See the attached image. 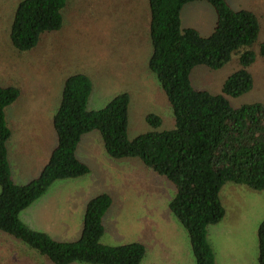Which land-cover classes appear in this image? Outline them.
I'll use <instances>...</instances> for the list:
<instances>
[{"label": "trees", "instance_id": "trees-1", "mask_svg": "<svg viewBox=\"0 0 264 264\" xmlns=\"http://www.w3.org/2000/svg\"><path fill=\"white\" fill-rule=\"evenodd\" d=\"M153 46L148 68L155 74L173 110L175 128L151 131L128 138L131 97L122 93L104 108H88L93 91L85 74L69 76L63 85L60 106L53 118L57 145L41 174L26 185L12 177L8 142L12 130L7 108L21 97L14 86H0V231L22 241L53 264H141L147 249L140 242L103 244L104 218L113 205L103 193L86 206L80 238L74 242L54 240L49 234L24 224L21 213L43 197L57 181L78 179L90 173L77 150L83 137L99 133L109 157L138 159L176 188L169 209L186 229L196 264H216L208 229L226 216L220 193L227 184L264 191V103L231 106L228 97L253 89L249 69L264 58V43L256 52L261 32L257 13L233 10L227 0H148ZM68 0H24L16 10L11 42L19 52L35 49L43 35L59 32L65 22ZM211 5L217 22L209 37L193 28L183 29L181 13L186 5ZM236 57L239 69L229 76L223 93L197 90L191 82L196 67L220 70ZM154 129L161 117L149 114ZM259 264H264V221L258 228Z\"/></svg>", "mask_w": 264, "mask_h": 264}, {"label": "rangeland", "instance_id": "rangeland-1", "mask_svg": "<svg viewBox=\"0 0 264 264\" xmlns=\"http://www.w3.org/2000/svg\"><path fill=\"white\" fill-rule=\"evenodd\" d=\"M22 1L0 0V86L21 90V99L15 105L19 116L13 124L12 151L17 149L19 142L20 147L27 149L32 140L33 149L46 153L53 147V136L56 145L53 118L61 103L63 85L69 76L78 73L87 75L92 81L88 104L91 111L104 108L119 94L130 95L129 139L175 128L172 107L157 77L148 68L153 52L148 0H68L63 29L43 35L35 49L21 53L14 48L10 34ZM227 2L235 11L245 9L258 14L261 32L254 48L258 52L264 43V0ZM202 4L208 8L203 10V15L196 9L199 4L186 7L184 25L192 19L200 34L209 37L217 14L211 5ZM238 69L236 57L217 71L199 66L193 70L191 82L197 90L220 95L226 79ZM249 71L254 80L253 89L239 97H228L234 108L264 103V58L258 57ZM149 114L161 117V127L154 130L147 123ZM48 136L49 140H44ZM105 154L101 146L87 144L81 159L89 163L90 173L78 179L55 182L29 207L22 221L29 227L43 229L56 241L74 242L81 236L87 204L107 193L113 205L104 218L103 244L146 242L149 256L146 253L141 264H168L167 257H173L175 264H196L188 233L169 209L176 195L175 186L138 159L114 160ZM11 164L14 181L24 185L32 179L29 174L42 165V160H18L17 164L26 166L29 174L16 168L14 159ZM220 197L227 216L218 227L223 231L222 236L213 238V227L210 228L214 253L220 256L228 249L250 254L251 249L255 250L254 244H258V228L264 221V191H252L230 183L223 187ZM231 238L239 242L234 247L229 243ZM247 245L250 250L245 249ZM153 250L155 254L150 255ZM0 264L53 263L22 241L0 231Z\"/></svg>", "mask_w": 264, "mask_h": 264}, {"label": "crops", "instance_id": "crops-1", "mask_svg": "<svg viewBox=\"0 0 264 264\" xmlns=\"http://www.w3.org/2000/svg\"><path fill=\"white\" fill-rule=\"evenodd\" d=\"M203 2H195V3H192L193 5L195 4H199L200 6L197 7V6H193L191 4L190 7H197L196 9H198L200 11L199 14H202L203 15V10L206 11L208 10V8H206L205 4H202ZM188 5H186L184 7V9L182 10V13H181V22H182V28L183 29H188V28H193V29H196L197 31H199L198 29V25H195L194 21L192 19L188 20L186 22V25H184V13L186 11V7ZM193 9V8H192ZM214 9V8H213ZM215 11V10H214ZM195 12V11H193ZM216 13V12H215ZM197 14V16L199 15ZM196 21H198V17L196 18ZM215 28V27H214ZM210 31V28L208 29V32ZM214 31V30H213ZM201 32V31H200ZM199 32V33H200ZM213 33V32H212ZM211 33V34H212ZM208 34V33H207ZM210 34V35H211ZM208 35V36H210ZM203 36V35H202ZM205 37V36H204ZM207 37V36H206ZM23 98H24V94H23ZM21 99V98H20ZM18 101L13 104L12 106L8 107L7 108V111H6V115H7V121H8V124H9V127L11 128L12 130V136L11 138L13 137V135L15 134V128L13 127V124L15 123V121L17 120L18 116H19V109L15 106L17 105ZM131 104V103H130ZM53 116L50 118V122L52 120ZM14 130V132H13ZM57 136V135H56ZM11 138L8 142V153H9V161H10V165H11V170H13L12 168V164H11V159H14V161L16 162V168H20L22 169L23 172H26L25 170V167L26 166H19L17 164L18 160L22 159V160H26V159H36V158H39L42 160V165L35 169L31 174H29V176H32V179L30 181H32L33 179L37 178L43 168L46 166V164L48 163L49 161V158H50V155L53 151V149L56 147V145L54 144V141H55V136H53V139H52V144H53V147H50V149L47 150V152L45 153V150H43L42 152H39L38 150H35L31 147V141L29 143L30 146H28L27 149H23V147H20L21 145V142H19L17 145V149L15 148L14 151L11 150V146L13 145L12 142H11ZM34 140V139H33ZM44 140H49V136L47 137V139H44ZM15 143H16V140H15ZM96 144V145H99L103 148V151L106 152L105 150V147H104V143H103V140L101 138V135L99 133H90V134H87L83 137L81 143L79 144V147H78V150H77V156L79 158V160H81L83 163H85L86 165L90 166L89 163L83 159H81V155H84V151H85V146L87 144ZM35 145V143L33 144V146ZM48 148V147H47ZM52 148V149H51ZM46 149V148H45ZM18 151V152H17ZM107 153V152H106ZM42 155V156H41ZM105 155H108V154H105ZM130 160V159H128ZM127 161V160H126ZM130 161H136V160H130ZM126 163V162H125ZM132 164H135L137 165L139 168H142L139 164L137 163H134V162H131ZM127 164V163H126ZM91 168V167H89ZM91 170V169H90ZM25 173V174H26ZM14 180V179H13ZM29 181V182H30ZM15 182V181H14ZM28 182V183H29ZM16 183V182H15ZM26 183V184H28ZM24 184V185H26ZM1 192V191H0ZM223 204V203H222ZM225 208V207H224ZM31 208H27L26 210H24L21 215H20V219L21 221L26 217V214L24 213H27V211H29ZM23 214V215H22ZM226 216H227V213H226ZM226 216L225 218L223 219V221L217 225H214V226H210L209 229H208V239H209V242L211 244V241H210V238H211V235H210V228H212V231H213V238H216V236H222L223 235V231L221 228H218L219 225H222L226 219ZM24 217V218H23ZM25 221V220H24ZM23 222V221H22ZM26 222V221H25ZM24 223V222H23ZM104 223H105V220H104ZM25 224V223H24ZM105 225V224H104ZM28 226V225H27ZM29 227V226H28ZM35 231H41V232H45L43 229L41 228H38V229H35V227H29ZM83 229V228H82ZM55 232V231H54ZM218 233V234H217ZM65 234H68V232L65 230ZM216 234V235H215ZM51 235V234H50ZM52 236V235H51ZM57 240V239H56ZM151 242H153V240H151ZM129 243H133V242H129ZM142 244H144L146 246V249H147V255L149 256V247L147 245L146 242H140ZM231 245L234 247L236 245V243H239L237 242L235 239L231 238L230 239V242ZM128 244V243H126ZM225 244V243H224ZM227 244V243H226ZM124 245V244H122ZM212 246V244H211ZM259 244H254V249H249L248 245L247 247L245 248L246 250H250V254H248L246 251H241V250H228V249H224L220 256L217 255V253H215V260H216V264H259V261H258V258H259V248H258ZM213 250L215 249L213 246H212ZM244 248V247H243ZM215 252V251H214ZM154 250L151 252L150 255H154ZM167 257V256H166ZM148 258V257H147ZM167 262L168 264H175V260L173 257H167Z\"/></svg>", "mask_w": 264, "mask_h": 264}]
</instances>
